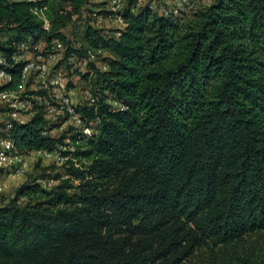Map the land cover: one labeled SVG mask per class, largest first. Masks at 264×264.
Segmentation results:
<instances>
[{
  "label": "trees",
  "instance_id": "obj_1",
  "mask_svg": "<svg viewBox=\"0 0 264 264\" xmlns=\"http://www.w3.org/2000/svg\"><path fill=\"white\" fill-rule=\"evenodd\" d=\"M94 1L55 0L46 31L32 4L0 0L12 77L0 91L23 85L26 62L13 58L24 43L46 51L60 40L66 61H87L92 100L77 111L93 129L70 128L68 144L51 135L64 119L44 108L3 125L26 156L68 148L63 165L0 205V264H188L264 231V0H207L178 14L127 0L123 29L89 23L74 44L64 30ZM89 50L110 57L91 62ZM28 84L25 95L46 94Z\"/></svg>",
  "mask_w": 264,
  "mask_h": 264
},
{
  "label": "rangeland",
  "instance_id": "obj_2",
  "mask_svg": "<svg viewBox=\"0 0 264 264\" xmlns=\"http://www.w3.org/2000/svg\"><path fill=\"white\" fill-rule=\"evenodd\" d=\"M152 1V6L160 13H168L170 11L173 12V6L176 3L178 4V0ZM146 2L147 1L144 0L142 2V5H144ZM93 3L94 4L88 6L84 12L75 15L73 18V22L68 23L64 30L67 35V38L74 44L80 45L84 42L83 37L85 29L87 28V25L89 23L96 28L104 30L106 33L116 32L121 27L120 24L114 22L110 18H106L100 15V11H102L104 8H108L109 6H115V0H95ZM206 4H208L207 0H198L197 3H195L192 7L185 9L187 10V12H189L191 9L193 10L199 5ZM120 6L116 5L117 8ZM176 9L179 10L180 8L177 7ZM9 40H11L10 34L5 33L0 35V42L7 43ZM45 45V42H41L40 49L44 50ZM106 57H110V53L107 51L103 53L102 58ZM24 58L26 60L32 59L33 53H26ZM102 58H99V65L102 64ZM51 67L52 71L48 81L52 82L53 80L58 79L61 82V86L53 87L55 93H61L70 96L72 102L76 106H78L81 102H87L92 100V97L90 95L89 81L83 78V75L88 70L86 60L73 57L69 61H66L65 51H61L58 55V60L54 61ZM27 84V92L43 91L45 87V83H43L39 79L37 74H32L28 78L26 85ZM49 85H51V83ZM7 106V103H0V114L2 112H5L4 110L7 109ZM26 109L31 108L30 106H26ZM28 114L29 112H26L25 110L22 111V119H27ZM8 120L9 118L7 115H4L3 113L0 115V141L3 138V125ZM69 129L70 126H65L62 130H54L51 135L55 137L67 135L68 137ZM66 143L69 144L70 142L67 141ZM59 147H61V145ZM72 148L73 146L71 145L69 149ZM26 160L28 170L27 175L25 177L17 178L14 180L4 179L2 176L0 177V183L3 184V186L5 184H10V190L4 189V192L0 195V205L7 204L9 200L15 195L16 190L20 186L25 184L28 180L34 181L42 175L49 174V172L46 171V168H49L53 165L61 166L66 162L65 160V162L63 163H57L54 160L41 159L38 155L34 153L28 155ZM52 185H54V182L52 183ZM249 262L253 264H264V231L247 236L238 245L233 244L228 247H219L215 249V251H211L208 248L200 249L197 251L195 256L190 259L188 264H249Z\"/></svg>",
  "mask_w": 264,
  "mask_h": 264
},
{
  "label": "built area",
  "instance_id": "obj_3",
  "mask_svg": "<svg viewBox=\"0 0 264 264\" xmlns=\"http://www.w3.org/2000/svg\"><path fill=\"white\" fill-rule=\"evenodd\" d=\"M10 1H25L33 5L32 13L36 18L43 23L44 30L50 31L52 27V22L48 17L50 11V5L55 0H10ZM198 0H178L173 6V12L178 14L185 8L192 7ZM116 5H121L120 7L109 6L106 8L108 11L115 13L110 17L111 20L121 25L120 29L125 27L124 19L120 11L124 9V0H115ZM180 8L179 10L176 8ZM47 46L45 45V49ZM21 54L15 56L13 59L15 62L24 61L26 66L23 71V85L15 90L11 91H0V103H7V109L2 112L7 115L9 120L5 123V129H11L13 122L25 123L31 117H33L40 108H44L47 119L58 120L63 118L64 122L56 130L63 129L65 126H70L73 128V133L83 132L86 135H91L93 129L86 126V123L80 113L77 111V106L74 105L70 96L55 93L53 87L61 86L60 80L48 81L51 75L52 67L54 61L58 60V55L61 51H65V45L60 40H55L52 42L49 49L45 51L40 49V43L34 45L31 41L24 43L21 46ZM26 53H33V58L26 60L24 57ZM104 51L102 50H89L88 56L89 61H97L98 56H103ZM53 61V62H52ZM10 66L7 58L0 54V86H3L10 81H12L11 75L7 72L6 68ZM106 69V67H103ZM32 74H37L39 79L45 83L43 91L46 92L45 95H25L24 84L27 82L28 78ZM49 82V83H48ZM51 83V85H49ZM26 106H30L31 109H26ZM29 112L28 118L22 119V111ZM1 113V114H2ZM0 114V115H1ZM48 134V133H46ZM71 140L68 137L66 142ZM67 146L61 145L55 151H50L43 149L40 151L33 152L38 155L41 159L54 160L57 163H63L67 160L66 157L62 155V151L67 150ZM70 148V147H69ZM73 149V148H72ZM71 149V150H72ZM27 156L20 153L14 142L8 138H2L0 141V177L4 179L14 180L17 178H22L27 175ZM53 182H43L45 187L51 186ZM4 192V186L0 183V195Z\"/></svg>",
  "mask_w": 264,
  "mask_h": 264
},
{
  "label": "crops",
  "instance_id": "obj_4",
  "mask_svg": "<svg viewBox=\"0 0 264 264\" xmlns=\"http://www.w3.org/2000/svg\"><path fill=\"white\" fill-rule=\"evenodd\" d=\"M4 189H6V190H10V184H7V185L5 184V185H4Z\"/></svg>",
  "mask_w": 264,
  "mask_h": 264
}]
</instances>
